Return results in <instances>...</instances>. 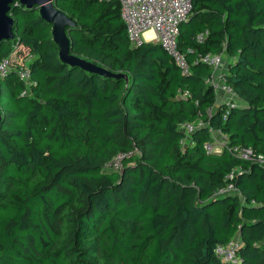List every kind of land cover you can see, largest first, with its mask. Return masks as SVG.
<instances>
[{"label":"trees","instance_id":"obj_1","mask_svg":"<svg viewBox=\"0 0 264 264\" xmlns=\"http://www.w3.org/2000/svg\"><path fill=\"white\" fill-rule=\"evenodd\" d=\"M191 1L183 73L159 42L130 45L118 0H55L76 21L70 52L127 80L63 63L38 8L11 6L0 59L23 45L35 82L0 75V264H234L215 252L233 236L238 264H264V163L230 149L264 153V0ZM205 52L228 56L225 118Z\"/></svg>","mask_w":264,"mask_h":264},{"label":"built area","instance_id":"obj_2","mask_svg":"<svg viewBox=\"0 0 264 264\" xmlns=\"http://www.w3.org/2000/svg\"><path fill=\"white\" fill-rule=\"evenodd\" d=\"M108 1V0H105ZM120 5V16L125 24L126 36L130 45L137 46L144 41H157L170 54L175 63L180 67L183 73L189 71V62L186 55L178 47L177 38L179 26L191 12V0H118ZM150 31V33H147ZM206 31H199L197 37L201 39ZM27 53V58L20 55L21 52ZM223 52H205L199 53L198 58L209 62L212 65V73L206 77L205 81L209 83L214 92L220 93L218 101L224 103L223 118L229 110L235 106L237 96L232 86L226 81L225 73L227 64L222 57ZM22 56L23 58L19 57ZM31 54L23 45H18L11 51L9 55H5L0 59V75H5L9 69H15L19 76L23 79L25 93L35 82L31 79L28 69V61ZM181 95H187V91H180ZM182 127L188 135L195 128L192 122H182ZM225 135L222 133L220 138L215 141L208 140L204 143L207 150H220L224 144ZM231 151L244 159H252L260 163H264V153H254L252 147L242 145H232ZM130 151H120L117 153L110 163L115 167L121 166L123 157L128 155ZM236 170V169H234ZM228 173V177L233 176V171ZM235 187L231 182L225 186L219 187L216 193H224L234 191ZM239 239L233 236L224 244H217L215 252L222 258L238 264L240 257L238 255Z\"/></svg>","mask_w":264,"mask_h":264},{"label":"water","instance_id":"obj_3","mask_svg":"<svg viewBox=\"0 0 264 264\" xmlns=\"http://www.w3.org/2000/svg\"><path fill=\"white\" fill-rule=\"evenodd\" d=\"M12 5L38 8L39 15L51 26V36L58 45V56L63 63L69 66L76 65L86 71L100 75L123 76L127 80L128 77L125 72H112L103 65L70 52L68 32L75 27L76 21L57 7L55 0H0V43L13 36L12 24L14 20L10 14ZM1 116L0 111V119Z\"/></svg>","mask_w":264,"mask_h":264},{"label":"rangeland","instance_id":"obj_4","mask_svg":"<svg viewBox=\"0 0 264 264\" xmlns=\"http://www.w3.org/2000/svg\"><path fill=\"white\" fill-rule=\"evenodd\" d=\"M20 55H22L23 57H26V58H27V56H28L27 53H26V51H25V52H21ZM22 56H19V57L23 58ZM222 57H224V61H225V60H226V61L228 60V56L225 55V53H222ZM218 138H220V137H217V136H216V137H215V141H217ZM188 139H189V138H187L186 141H188ZM212 140H214V139H212Z\"/></svg>","mask_w":264,"mask_h":264},{"label":"crops","instance_id":"obj_5","mask_svg":"<svg viewBox=\"0 0 264 264\" xmlns=\"http://www.w3.org/2000/svg\"><path fill=\"white\" fill-rule=\"evenodd\" d=\"M216 96H217V97H216V102H218L219 97H220V93L217 94ZM221 135H222V133H221L219 130H215V131H214V134H213L214 137H216V136H217V137H220Z\"/></svg>","mask_w":264,"mask_h":264},{"label":"bare ground","instance_id":"obj_6","mask_svg":"<svg viewBox=\"0 0 264 264\" xmlns=\"http://www.w3.org/2000/svg\"><path fill=\"white\" fill-rule=\"evenodd\" d=\"M147 33H150V31H148Z\"/></svg>","mask_w":264,"mask_h":264}]
</instances>
